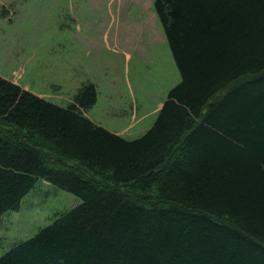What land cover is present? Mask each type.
<instances>
[{
    "label": "trees",
    "instance_id": "trees-1",
    "mask_svg": "<svg viewBox=\"0 0 264 264\" xmlns=\"http://www.w3.org/2000/svg\"><path fill=\"white\" fill-rule=\"evenodd\" d=\"M153 8L180 80L134 139L92 82L61 106L0 76V219L40 179L80 199L0 264H264V0Z\"/></svg>",
    "mask_w": 264,
    "mask_h": 264
},
{
    "label": "rangeland",
    "instance_id": "rangeland-1",
    "mask_svg": "<svg viewBox=\"0 0 264 264\" xmlns=\"http://www.w3.org/2000/svg\"><path fill=\"white\" fill-rule=\"evenodd\" d=\"M153 1L0 0V76L61 106L92 82L86 115L134 139L180 80ZM79 203L38 180L0 219V256Z\"/></svg>",
    "mask_w": 264,
    "mask_h": 264
}]
</instances>
